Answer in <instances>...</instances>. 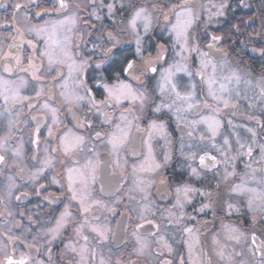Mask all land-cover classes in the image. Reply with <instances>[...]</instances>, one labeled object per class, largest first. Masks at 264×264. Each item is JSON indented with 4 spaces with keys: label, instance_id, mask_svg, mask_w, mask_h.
I'll return each instance as SVG.
<instances>
[{
    "label": "flooded vegetation",
    "instance_id": "obj_1",
    "mask_svg": "<svg viewBox=\"0 0 264 264\" xmlns=\"http://www.w3.org/2000/svg\"><path fill=\"white\" fill-rule=\"evenodd\" d=\"M37 2L41 8L50 9L56 0ZM180 2L181 0H71L72 4H80L81 10L71 8L64 13L50 12L39 18L34 16L39 9L33 4L16 13V19L22 23L40 26H43L45 20L63 19L72 12L76 13L80 19L70 33L75 43L79 44V48L75 49L78 55L74 58L90 59V64L81 78L97 104L106 95L103 85L117 83V77L132 84L139 91L148 90L149 94L153 95L155 104H159L165 99L160 96L157 87L160 73L170 65H175L177 68L187 69V71L174 69V81L179 90L183 93L188 90L189 85L194 84L196 101L202 105L206 85L201 77L196 75V70L200 67L201 52L210 54V58L217 66V78L221 82H224V76L233 72L240 77L238 83L233 80L228 85L231 90V102L235 107L225 108L223 104L209 100L217 111L202 107L193 109L183 113V119L180 121L174 112L167 109L153 113L152 107L155 104L146 107L143 113L139 111L133 113L141 116L138 123L142 128H146L151 120L163 122L165 126L166 138L158 134L152 141L156 160L162 163V167L155 174L144 173L139 177L134 176L132 168L138 165L143 157H133L130 154L125 156L122 153L121 161H127L123 165L127 176L116 183L112 177L118 178L121 169L106 165L105 161L111 158L108 157L104 144L88 140L87 147L92 148L95 145L100 158L97 181L93 185L91 196L104 205L101 208H94V215L90 214L88 220L90 224L109 229L107 240L99 245L92 240L95 234L85 232L92 241L89 247L96 250L95 260H89V264H100L101 259L110 264H116L117 260L127 264H161L163 260H170L174 264H179L181 258L188 264L185 240L192 243H195V240L199 241L194 248V255L199 257L203 264L242 262L254 264L252 254L248 251V244L251 243L252 231L259 234L264 229V214L248 212L242 203L246 197L239 194L229 195L228 185L223 181V176L226 170L231 172L234 168L236 177L232 179V184H239L241 177L248 179L245 177L244 165L250 162V158L246 155L238 156L237 140L245 145V152L249 146L253 147L251 158L253 167H256L255 160L260 157L259 146L264 145V98L261 97V85L264 84V0H188L194 17L188 31L189 50L177 55L180 46L176 44L175 34L171 31L176 18L168 10ZM16 3L23 5L27 0H0V5H3L0 6V56L5 52L16 53L15 48L9 49V45L14 43L11 37L15 35L12 24L13 5ZM109 4L113 5L111 12L107 7ZM139 7L145 8L152 16L151 26L147 32L142 20L137 21L135 32L128 24L134 14V8ZM91 13L95 15H90ZM166 14L167 20L164 18ZM95 16H99L100 19H96ZM77 36L79 39H76ZM213 36L220 39L213 42L211 39ZM137 37L141 41L140 55H137ZM25 39L37 42L35 35H26ZM37 43L43 47L42 40ZM210 43L214 45L211 49L208 47ZM160 46L163 48L162 52ZM21 47L24 57L32 53V49L26 44ZM193 48L199 51H192ZM158 53L163 55V60L156 59ZM148 58L154 62L157 72L145 73L140 76L139 81L122 72L129 60L135 61L139 66ZM4 63L5 61L0 60V78L10 81L9 87H19L20 96L34 99L15 103L10 101L6 104L3 95H0V140L7 138V143L0 148V155L5 157L4 161L0 162V260L4 259L6 250L17 259L21 253H27L32 258L31 264H35L36 261H41L42 264H69L78 257L66 251V245L75 244L79 248L85 242L75 235V226L80 222L79 205L70 199L71 194L67 191L65 168L60 163L64 158L60 152L52 151V148L59 144V140L49 137L48 131L49 127H53L54 132L62 135L66 129H71L87 138L89 135L94 136L95 131L101 130L103 116L98 114L96 109L89 111L85 104L77 110L76 115L85 123L90 121L93 128L77 127L76 120L68 113L67 107L59 102V88L55 89V96L49 99V89L53 86L51 76L36 81L26 72L14 70L9 74L3 71ZM97 64H100L99 68L96 67ZM24 66H27L26 59ZM188 72L192 73L191 77ZM64 73L67 74V68L64 69ZM135 74L140 75L139 72ZM21 79L27 82L24 87L19 86ZM216 87L218 88L219 84ZM41 88L44 89V94L35 99L36 91ZM237 92L240 94L239 97L236 96ZM80 94H84L83 89ZM29 103L35 107L29 109ZM45 103L50 108L57 109L56 125H53L52 113L41 107ZM128 106V102L125 101L122 108ZM104 111L110 116L119 115V110L112 108H104ZM209 116H214L221 124L220 132L214 141H200V135L206 134L207 131L203 124L196 126L192 137L186 135L191 128L185 127L184 119L191 122ZM131 118L130 115L129 119ZM104 127L111 128L112 125ZM249 129L255 132V137L248 131ZM132 131L135 134L134 127ZM225 138H228L229 145H224ZM182 146L184 155L181 154ZM165 151L170 152L171 156L166 164L163 163ZM191 152L198 154L195 161L185 159ZM205 152L221 161L211 171L199 167L198 157ZM226 157L229 158L228 164L223 163ZM76 158L83 163L85 153H80ZM46 159L52 161L51 166L43 163ZM190 165L198 168L199 178L190 175ZM261 167H264V164H261ZM137 179L145 181L141 186L143 190L134 183ZM110 180L112 183L109 186ZM185 184L199 191L190 193L182 208L174 207L177 198L176 188ZM102 185L108 187V190L102 191ZM218 186L224 193L225 200L230 201L239 211H233L228 215L226 208L219 209L216 195ZM249 186L257 185L249 181ZM200 191L212 193L211 198L201 196ZM204 204H209L210 207L203 212L199 211ZM66 207L73 214V218L68 220L61 234L48 243L50 237L45 233L55 228L57 219ZM141 214L160 224L156 235L148 234V225H145L144 229H137V225L144 224V220L140 219ZM177 218H182L179 224L176 223ZM169 220L172 224H169ZM222 223L235 227L247 236L248 244L245 243L244 236L241 237L239 244L227 239ZM184 227L194 230V239L183 232ZM137 231L146 243L145 252L141 256L136 255L138 245L134 233ZM33 237L36 239L33 240ZM160 237L172 247L171 254L159 247L157 242ZM213 238L217 243H213ZM27 244H33L34 247L29 249L26 247ZM37 248L40 249L39 252ZM220 249L224 251L226 258L224 260L216 255ZM157 251L161 252V255L157 256ZM228 257L231 259H227Z\"/></svg>",
    "mask_w": 264,
    "mask_h": 264
},
{
    "label": "snow or ice",
    "instance_id": "obj_2",
    "mask_svg": "<svg viewBox=\"0 0 264 264\" xmlns=\"http://www.w3.org/2000/svg\"><path fill=\"white\" fill-rule=\"evenodd\" d=\"M36 5L39 9L34 13L35 17L43 18L45 15H48L50 12H55L57 14L64 13L71 8L81 10L80 4H72L71 0H56L55 5L52 8H41L37 0H27V3L21 5L16 3L13 5V21L12 29L15 32V35L11 37L13 44L9 45V49L15 48L16 53L5 52L0 56V60L5 61L3 71L11 74L14 70L19 72L29 73L33 80L41 81L45 77L51 76L53 86L49 89V99H52L55 96V89L59 88V102L61 105L67 107V111L73 118L76 120L77 127H87L88 129L93 128V124L88 121L87 123L81 121L77 117L76 113L81 107L87 104L89 111L96 109L97 113L103 116L101 121V130L95 131L94 136L89 135L87 138L84 135L77 134L71 129H66L63 134H58L54 132L53 127H49L48 136L51 138H56L59 140L57 147L52 148L53 152H60L64 159L60 161L61 165L65 168L66 179H67V191L71 194L70 199L75 201L79 205V214L80 222L75 226V235L78 239H83L85 242L83 246L79 248L75 244L66 245V251L74 254V257L78 259H73L69 264H89V260L94 261L96 250L90 248L89 235H86L85 232H90L95 234L92 240L95 241L97 245L102 244L107 240V232L109 229H106L102 226L93 225L89 223L88 217L90 214L94 215V208L104 207L102 202L98 199H93L91 196L92 188L94 183L97 181V176L99 172V156L95 150V145L92 148L87 147L88 140L98 141L107 149L108 157L110 160H106V165H110L113 168H120L121 174L117 178L112 177L116 183H119L120 180H123L127 176L126 170L123 169V165L127 161H121V154L125 156L131 155L133 157L142 156L143 159L138 165H134L132 168V174L139 177L144 173H157L158 170L162 167V163L158 162L155 157V147L152 143L156 135H161L166 138V133L164 131L163 122H157L156 120L149 121L146 128L139 126L138 121L141 119V116L133 115L134 112L139 111L144 112L146 107H149L152 104H155L153 95H150L148 90L139 91L134 88L132 84L127 83L123 80H120L117 77V83L115 84H104V92L106 95L104 99L100 101L99 104L96 103L94 97L91 94V91L85 88L84 80L81 78L85 69L90 64V59H75L74 56L78 55L75 52V49L79 48V44L75 43L73 37L70 33L73 31L77 21L80 19L75 12H72L71 15L64 16L63 19L57 20H45L43 26L37 24H28L22 23L16 19V13H18L22 8H28L30 5ZM3 6V5H0ZM109 12L112 11L113 5L109 4ZM155 8V5H153ZM169 13L175 16V23L172 24L171 31L175 34L176 44L180 46V52L177 55H182V53L188 51V31L193 23V9L189 5L188 0H181L180 3L173 5L172 8L168 10ZM90 15H95L91 13ZM96 19H100L99 16H95ZM168 19L166 14L164 17ZM27 20V17H25ZM144 22V29L147 32L151 26L152 16L151 14L143 7L134 8V14L131 16L128 24L133 32L136 31L137 21ZM87 23V21H85ZM35 35L36 41H43V47L41 48L37 42H34L32 39H25V36ZM111 37V33H109ZM76 39H79L77 36ZM212 41H218L220 37L213 36ZM137 55L141 54V49L139 47L141 41L137 37ZM27 45L32 49V53L27 57L22 55L23 48L22 45ZM213 44L210 43L208 47L213 48ZM161 52L163 51L162 46ZM192 51H199L197 48H193ZM200 67L196 70V75L201 77L202 82L206 85V95L204 96L203 103L196 101V93L194 84L188 86V90L181 92L179 86L174 81L175 71H187L186 68H177L175 65H170L167 69H164L160 73V79L158 81L157 87L159 94L162 97H165L164 100L159 104H155L152 107L153 113H160L163 109H167L170 112H174L177 120L180 121L183 119V113L190 112L193 109L203 108L211 109L212 111H217L208 101H215L216 104H223L225 108L235 107L232 104L231 90L228 87L235 80L237 83L240 80V77L233 72L231 75L224 76L223 81L221 82L217 78V66L210 58V54L207 52L200 53ZM187 59L186 57H183ZM27 60V66H24V60ZM157 60H163L164 57L162 54L157 55ZM39 61V63H37ZM14 62V63H13ZM97 68L100 67V64L96 65ZM67 68V74L65 75L64 69ZM175 69V71H174ZM211 69V72H209ZM158 69L154 66V62L151 58H148L143 62L142 65H137L135 61L129 60L127 65L123 67L122 72L127 74L132 79L139 81L140 76H143L145 73L151 72L155 73ZM53 72L55 75H53ZM139 72L140 75L135 73ZM189 77L192 76L191 72L187 73ZM60 81H63L60 83ZM10 81L0 78V95H3L5 103L8 102H22L24 100H32L33 97L20 96L19 87H9ZM26 81L23 79L20 80V87L26 85ZM219 84L217 88L216 85ZM81 89L84 90V94L81 93ZM4 93H10V95H5ZM44 94V89L36 91L35 99H38ZM239 93H236V96L239 97ZM261 97L264 98V84L261 85ZM170 100V102H169ZM128 102L127 108H122L124 102ZM29 109H33L35 105L29 103ZM42 108L47 109L52 113L53 125L57 124L56 111L55 108H50L47 103L41 105ZM104 108H112L114 110H119L118 116H110L107 111H104ZM132 116L129 119V116ZM33 119H36L33 117ZM87 119V118H85ZM231 123V122H229ZM111 124V128L104 127L105 125ZM203 124L206 127V134H201L199 139L201 142L206 140L214 141L217 135L220 132L221 124L214 116L201 117L200 120L187 121L184 119L185 127H190L191 130L186 133L187 136L192 137L193 133L196 131V126ZM133 127L135 128V134H133ZM248 131L252 132V135L255 137V132L252 129ZM7 143V138L0 140V148ZM37 143V141H33ZM171 143V141H168ZM255 143V141H253ZM239 145L238 156H248L250 162L245 163V179L241 177L239 184H232L231 181L236 177L235 169L233 171H225L223 176V181L228 185L229 195L239 194L242 197H246L244 200L243 206H246L247 211L250 213L264 214V175H259L264 173V167H261V164H264V145L259 146L260 157L258 160H255L256 167H253L251 158L253 157V147L249 146L247 151H244L245 145L240 143L237 140ZM224 145H229L228 138L224 139ZM215 147V144L212 145ZM191 147V145H189ZM220 151V149H217ZM80 153H85V158L83 163H81L79 157ZM17 155L19 153H16ZM181 154L184 155L183 146L181 148ZM197 152H191L185 156V159L195 161L197 159ZM35 159V157H33ZM170 152H164L163 163L166 164L170 160ZM5 159L4 156L0 155V162H3ZM235 159V158H231ZM199 167L201 169H206L211 171L217 167L220 160L216 156L210 155L208 152H205L203 155H199ZM47 166L52 165V161L45 160L43 162ZM223 163L228 164L229 158H225ZM190 175L193 177L199 178L200 172L198 168L191 167L190 165ZM248 170H251L250 172ZM259 175V179L257 176ZM249 181L255 183L256 187H250ZM112 181H109V186ZM137 187H141L145 181L143 179H137L134 181ZM149 183H151L149 181ZM102 191H107L108 187L102 185ZM141 190L143 188L141 187ZM199 191L187 184L176 188V204L174 207H183V204L188 200L190 193ZM201 196H208L211 198L212 193H205L200 191ZM217 204L220 210L227 211V214L230 215L233 211H239L235 205L230 201H226L224 198V193L219 190L217 191ZM146 198V197H145ZM132 199V197H130ZM210 207L209 204H204L201 206L199 211L203 212L206 208ZM111 211V209H109ZM154 215V214H153ZM73 218V214L66 207L65 210L61 213L60 217L56 221V226L53 229H50L45 233L46 236H49L50 239L48 243H51L52 240H55L58 235L61 234V230L67 226L69 219ZM140 219L144 220V224L137 225V229H144L145 225L149 226L148 234L154 236L160 229L159 223H154L153 219H148V217L141 214ZM255 219V218H254ZM182 218H177L176 223L179 224ZM169 224H172V221L169 220ZM222 228L227 234V239L234 240L237 244L240 243V239L244 236L245 243L248 244V238L243 233H240L235 227L231 225H225L222 223ZM151 229H155L153 232ZM183 232L189 237L193 238L194 230L189 227H184ZM137 236V249L136 255L141 256L145 252L146 243L144 238L141 237L139 231L134 233ZM11 239V238H10ZM36 238L33 237V240ZM194 239V238H193ZM161 249L166 250L169 254L172 253V247L160 237L157 242ZM184 243L188 249V264H203V261L199 257L194 255V248L196 244L199 243L198 240H195V243L185 240ZM213 243H217L216 239L213 238ZM26 247L29 249L33 248V244H27ZM37 252L40 251L39 248L36 249ZM14 251V250H13ZM248 251L252 254L254 264H264V229L257 234L256 231L251 233V243L248 244ZM156 255H161V252L157 251ZM216 255L219 256L221 260L226 259L224 256L223 249H220L216 252ZM235 255H243V253H235ZM227 259H231L228 257ZM32 258L27 253H21L20 257L17 259L14 255L9 254L6 250L4 251V259L0 260V264H31ZM35 264H42L41 261H36ZM100 264H110L104 259L100 260ZM116 264H127V262L117 260ZM161 264H174L173 261L163 260ZM179 264H185L183 258L179 261ZM243 264V262H242Z\"/></svg>",
    "mask_w": 264,
    "mask_h": 264
},
{
    "label": "water",
    "instance_id": "obj_3",
    "mask_svg": "<svg viewBox=\"0 0 264 264\" xmlns=\"http://www.w3.org/2000/svg\"><path fill=\"white\" fill-rule=\"evenodd\" d=\"M195 12H197V10H195Z\"/></svg>",
    "mask_w": 264,
    "mask_h": 264
}]
</instances>
